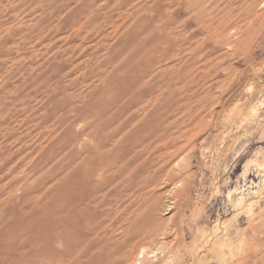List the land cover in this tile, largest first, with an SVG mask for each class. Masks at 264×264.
<instances>
[{"label": "rangeland", "instance_id": "obj_1", "mask_svg": "<svg viewBox=\"0 0 264 264\" xmlns=\"http://www.w3.org/2000/svg\"><path fill=\"white\" fill-rule=\"evenodd\" d=\"M0 264H264V0H0Z\"/></svg>", "mask_w": 264, "mask_h": 264}, {"label": "bare ground", "instance_id": "obj_2", "mask_svg": "<svg viewBox=\"0 0 264 264\" xmlns=\"http://www.w3.org/2000/svg\"><path fill=\"white\" fill-rule=\"evenodd\" d=\"M106 4V3H105ZM91 11V10H90ZM85 15V14H84ZM93 16H95V14L93 15ZM85 19V18H84ZM82 20V19H81ZM90 21V20H89ZM8 129V128H7ZM6 130V129H5ZM110 163V166H108V167H113L114 166V160H112V162H109ZM108 163V164H109ZM116 163V162H115ZM107 166V165H106ZM120 166V165H119ZM117 166L119 169H123L124 167H123V165L122 166ZM112 169V168H111ZM100 170V169H99ZM99 170H90L89 171V175H87V177H88V182H90V184H88V187H94V190L96 189V186H97V179H103V175H106L105 176V179H108V181L110 182L111 181V177H112V175H113V172L109 169V170H107L106 172H105V174H102L103 173V171L102 172H95V171H99ZM98 173V174H97ZM102 174V175H101ZM95 180V181H94ZM104 180V179H103ZM102 184H103V182H102ZM100 186V185H99ZM68 189V188H67ZM70 190V189H69ZM70 191H72V188H71V190ZM78 192V191H77ZM76 192V193H77ZM68 194H70V193H68ZM72 194V193H71ZM103 198L102 197H100V195H98V193H95V194H89L88 195V193H87V189H84V190H82L74 199L73 198H71L70 197V199H69V202H70V204H67L66 206H64V205H62L63 207H64V209H65V211L64 210H61L60 208V210H61V212L60 213H64V212H66V211H68L69 210V212H71L70 214V217H73L74 218V220L75 219H78V218H82L83 219V221H82V223H81V225H80V227L81 228H77L78 226H76V228L77 229H79L80 231H82V232H85V231H88V230H90L91 229V231L93 232V236L91 237V240H94V241H97V240H99V237L97 236V234L96 233H94V229H96V227H99L98 225H97V223L95 224V222H94V219L92 220V221H88L87 222V220L88 219H90V218H92V216L93 215H90L91 214V212H93V211H95V209L96 208H98L100 205H101V203L103 202ZM61 205V204H60ZM60 205H58V206H60ZM48 208V207H47ZM36 210V209H35ZM39 212V211H38ZM58 213V212H57ZM64 215V214H63ZM64 217V216H63ZM70 217H69V219H70ZM66 218H68V216L66 217ZM65 220V219H64ZM70 221V220H69ZM61 222V221H60ZM72 224V223H71ZM76 224V223H75ZM140 226L138 225V228H139ZM139 230V229H138ZM136 231V233H137V230H135ZM87 233H89V232H87ZM75 233H73V235H74ZM85 234V233H84ZM76 235H78V234H76ZM89 235V234H88ZM89 239V238H88ZM87 242V241H86ZM89 242H90V240H89ZM89 242L87 243V244H89ZM91 243V242H90ZM111 251H112V249H111ZM91 257L96 261L95 263H97V262H99L101 259H102V255H101V253H99V252H96L95 254H94V256H92L91 255ZM26 259V258H25ZM92 259V260H93Z\"/></svg>", "mask_w": 264, "mask_h": 264}]
</instances>
